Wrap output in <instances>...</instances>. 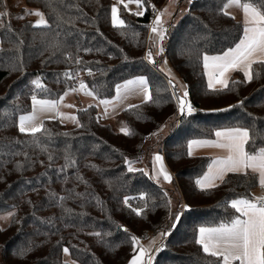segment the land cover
Wrapping results in <instances>:
<instances>
[{
    "label": "trees",
    "instance_id": "1",
    "mask_svg": "<svg viewBox=\"0 0 264 264\" xmlns=\"http://www.w3.org/2000/svg\"><path fill=\"white\" fill-rule=\"evenodd\" d=\"M166 1L145 0L142 16L123 8L121 28L112 24V0H25L22 11L40 10L50 27H33L29 20L14 24L13 11L0 0V214L15 213L7 227L0 226L2 264H63L64 247L80 264H128L135 254L131 236L146 239L165 231L169 235L150 264H215L216 258L196 243L198 229L238 215L230 201L252 198L258 174L228 173L218 187L202 191L196 180L212 157L188 156L187 144L212 138L220 128L248 127L250 136L257 134L246 150L255 153L264 147V63L253 65L250 82H243V72L236 70L229 89H209L203 54L233 47L244 24L220 12L226 0H193L178 9L177 20L167 29L164 56L186 83L195 109L180 117L169 78L157 63L144 59L155 18L151 5L162 7ZM77 57L83 64L75 63ZM66 71L83 75L100 99L114 97L117 84L145 76L154 99L123 110L131 135L88 106L77 112L82 126L45 119L47 132L35 137L20 133L18 116L32 107L35 86L30 81L40 77L49 90L37 91V96L59 98L78 83L66 79ZM241 100L242 107H229ZM156 147L174 174L183 204L174 210L172 189L145 171L129 172L125 163V157L141 162ZM125 197H134L131 208ZM136 208L140 215L132 210ZM175 214L180 220L173 229ZM24 249L30 250L21 256Z\"/></svg>",
    "mask_w": 264,
    "mask_h": 264
},
{
    "label": "snow or ice",
    "instance_id": "2",
    "mask_svg": "<svg viewBox=\"0 0 264 264\" xmlns=\"http://www.w3.org/2000/svg\"><path fill=\"white\" fill-rule=\"evenodd\" d=\"M193 0H189L191 4ZM123 5V7L131 12L133 15L142 16L144 11L145 0H117L116 4L111 7V18L114 27H124L125 21L118 15L117 5ZM135 4L136 10H133L129 5ZM239 6L243 10L244 14V26L242 35L238 42L235 43L234 47H231L223 52L222 55L209 56L206 53L203 54V66L207 71L208 88L213 90H226L229 89V74L232 71H242L245 77L243 82H250L253 80V65L256 63H264V0H248V2H241V0H226L223 3L220 12L224 15H230L226 10L233 6ZM155 14V19L151 25V36L149 39L151 45L149 50L144 57L153 66L156 65V60L153 55V47L157 49L155 55L162 54L165 49L162 46V42L166 38L167 28L164 27V21L162 20V12L156 11L155 6L151 5ZM31 10L25 9V12ZM166 11V9H165ZM36 15L43 17V14L36 11ZM4 13H0V17H3ZM171 15V14H170ZM23 18V17H21ZM234 18V17H233ZM33 27H50L47 20L43 18L32 25ZM84 51H91V49H84ZM70 58V54H69ZM76 64H83V61L77 57L75 59ZM15 67V66H14ZM87 74L91 76L92 70L90 68L85 69ZM64 77L69 80L76 81L80 75L79 72L73 73L72 71H66ZM258 75V74H256ZM169 85L174 89L172 96L178 102V115L180 117L191 116L195 109L191 103L187 100L189 95L186 90V86L179 85L174 78H169ZM31 85L35 87L32 89L31 101L32 111L27 114H20L18 116V131L20 133H30L34 137L37 133L47 132L44 128L43 121L39 120L41 113L50 112L55 113L56 116L62 120L67 118L77 126L79 120L75 115H68L61 112L60 104L71 92H83L86 96L98 97L99 91L95 88H89L88 84L79 80L78 88L73 87L66 90L63 95L57 99H40L36 95V92L49 93V90L41 82L40 77L30 81ZM220 86L217 89V86ZM184 88L185 90L180 92L179 89ZM156 91H159L158 89ZM116 96L112 100L99 99L98 104H90L88 107H98L99 105L105 106L103 115H108V107L112 106L116 108L118 103H122L123 100L129 94H140L143 96L144 102L153 101V91L150 89L149 80L144 76H138L134 79L125 80L122 84L115 86ZM244 101H238L236 105H230L229 107H242ZM66 107H74V105L67 104ZM138 107L137 105H128V109ZM87 111V109H82ZM226 111L227 109H220ZM99 118V117H98ZM120 131L125 135H131V131L128 128L122 127ZM257 133L253 131L250 136V129L248 127H234L229 129L217 130L215 136L218 138L215 141L212 140H189L187 144L188 156L193 155L194 147H206L213 146L228 151L226 158H215L212 163L208 166V172L200 179L196 180V184L199 188L204 190H210L218 187L216 181L225 182L224 178L228 173L244 174L248 175L249 170L252 174H258V182L264 187V147L259 148L255 153L246 150V145H254L253 137ZM152 136L157 135L156 133L150 134ZM52 157L49 156V159ZM68 157H66L67 159ZM125 163L128 164L129 172H143V169L133 168L132 161H129L127 157L124 158ZM154 165L153 171L155 172V178L159 180L162 176L165 181L171 182L172 176L166 170L163 164V157L156 153L153 157ZM159 168H156V165ZM54 195V194H53ZM166 195V194H165ZM143 198V194L141 197ZM64 199V198H60ZM134 197H125L124 203L129 208V200ZM171 202L168 201V204ZM230 206L235 210L238 215H235L229 221L220 222L217 226L205 227L201 226L198 229L196 243L202 247V250L208 256L214 257L215 264H264V196L256 198H237L230 201ZM185 207H188L185 205ZM136 215L141 214V209H132ZM14 212L7 213L6 216H0V219H8L14 217ZM180 220V215L175 214L173 217L172 228L176 227V222ZM127 231V229H124ZM91 235L101 236V233H90ZM110 235V233L108 234ZM161 236L169 235V232L165 231L160 233ZM131 240L135 245H138V250L130 260L129 264H150L152 259L151 256V245L149 248H145L139 244V238L131 236ZM59 243V242H58ZM31 244V242H29ZM30 249H24L19 254L25 255ZM159 251L160 249H155ZM63 252L68 255L69 248L64 247ZM63 264H69V261H63ZM71 264H76L72 261Z\"/></svg>",
    "mask_w": 264,
    "mask_h": 264
},
{
    "label": "rangeland",
    "instance_id": "3",
    "mask_svg": "<svg viewBox=\"0 0 264 264\" xmlns=\"http://www.w3.org/2000/svg\"><path fill=\"white\" fill-rule=\"evenodd\" d=\"M8 8L11 9V11H13L11 20L14 24H20L21 22L24 21H32L34 24L38 21H40L42 18L45 20V17H41L36 15L34 12L30 13V12H24L22 11V7H25V0H5ZM181 1H184L183 5L180 6ZM117 0H112V5L116 4ZM189 4V0H167L166 3L162 6V7H157L160 9L159 12H162V20L164 21V27H167V22L173 18L174 14L176 13V11L180 8V9H186L187 5ZM119 11H118V15L121 19H123V15H122V9L124 8L123 5H117ZM130 8H132L133 10H136V5L135 4H131L129 5ZM166 9V11H165ZM38 12L41 13L40 10L37 9ZM171 14V15H170ZM23 17V18H21ZM155 19V18H154ZM153 19V21H154ZM153 23V22H152ZM153 36V34L151 33V28H150V32H149V38ZM151 43V41H150ZM165 43H166V38L165 40L162 42V46L165 47ZM157 51V49L155 47H153V55H154V59L156 60V63L158 65V67L160 68V70L162 72H164L166 74V76L168 78H174L176 82H178L179 85H183L186 86V83L182 80V78L177 74V72L173 69L171 63L169 62V60L164 56V52L160 55H155V52ZM138 77V76H137ZM145 77V76H144ZM134 79V78H132ZM79 80H83V75L79 76L78 78V83L76 86V88H78L79 86ZM122 84V83H121ZM184 88H180L179 91L182 92L184 91ZM186 90H187V86H186ZM116 96V94H115ZM114 96V97H115ZM38 98L40 99H57L59 100V98H49V97H40L38 96ZM100 98L97 97H90V96H86L83 92H71L69 91V94L64 97V100L61 102L60 104V111L68 114V115H75L77 117V112L80 109H83L87 106H89L90 104H98ZM109 100H112V98H107ZM144 100L143 96L140 94H129L126 96V98L123 100L122 103H118L116 108L113 109L112 106L108 107V115H103L104 111H105V106L104 105H99L97 108L99 109V113L101 114V116L103 117V119H105L107 122L111 123L113 125V127H115L117 130H120L122 127L128 128L127 124L125 122L124 116H123V110L125 108L128 107V105H133L137 102H140ZM187 100H189V97H187ZM67 104H71L74 105V107H66L65 105ZM32 111V107L30 111L21 113V114H27L30 113ZM45 119H58L60 120L66 127H74L77 124L74 123L73 121L64 118L63 120L56 116L55 113H50V112H45V113H41L39 116V120L43 121ZM164 131V135L168 134V130L167 129H163ZM153 143V140H149L147 141V145H151ZM159 153L160 155L162 154L159 150V148H155L154 150H152L149 154H147L144 159L141 162H133L132 161V167L136 168V169H143L146 173H149L151 175V169L153 168L152 165V161L153 160V155ZM149 155V156H148ZM130 161V159H128ZM155 174V172H154ZM155 177V176H154ZM162 177V176H160ZM157 182H159L161 185H165L164 187H167L169 189H172V193L174 195V198L172 200V204H173V210L176 209L179 206H183V204L181 205L179 202V194L177 191L176 186L174 185V182H168V181H164L166 184H162V180L159 179L157 180L156 178H154ZM256 189H259V185ZM262 195H264V193H262ZM179 203V204H178ZM9 212H14V210H8L6 212H3L0 214V216H6L7 213ZM12 217H9L8 219H0V226L2 228L7 227L10 222H11ZM162 233V232H160ZM160 233L157 234H153L151 235L149 238L146 239H139V244L143 245L145 248H149V246L151 245L152 251H151V256L153 255L154 252H157L155 249H160V247L163 244V241L165 239V236H161ZM135 249L138 250V245H135ZM136 254V252H135ZM134 254V255H135ZM64 259L69 261V263H71L72 261H75L76 264H80L79 261L73 259L70 255V253L68 255H66L64 253ZM132 259V258H131ZM130 259V260H131ZM154 259V257L152 258V260ZM130 262V261H129ZM128 262V264H129ZM0 264L1 263V252H0Z\"/></svg>",
    "mask_w": 264,
    "mask_h": 264
},
{
    "label": "crops",
    "instance_id": "4",
    "mask_svg": "<svg viewBox=\"0 0 264 264\" xmlns=\"http://www.w3.org/2000/svg\"><path fill=\"white\" fill-rule=\"evenodd\" d=\"M242 2V1H241ZM183 3H184V1H181V3H180V6H182L183 5ZM243 3V2H242ZM180 9V8H179ZM181 10H184V9H181ZM178 11V10H177ZM177 11H176V13H177ZM228 13H230L231 15H233V16H235L236 18H238V19H240L242 22H243V24H244V14H243V10H242V8L241 7H239V6H236V5H233V6H231V7H229L227 10H226ZM36 11H34V13H35ZM175 13V14H176ZM174 14V16H173V18L172 19H170L168 22H167V29H168V27H169V25L171 24V23H173L174 21H176L177 20V18H178V14L177 15H175ZM181 14V13H180ZM1 43H2V41H1V38H0V46H1ZM150 45H151V43H150V39H149V46H148V50H149V47H150ZM234 47V46H233ZM229 49V48H228ZM153 50V49H152ZM226 51V50H225ZM224 52V51H223ZM223 52H221V53H217V54H207V55H209V56H216V55H222L223 54ZM204 70H205V74H206V79H207V82H208V79H209V77H208V75H207V71H206V69L204 68ZM234 72L235 71H232L230 74H229V80H230V78L232 77V75L234 74ZM135 78V77H134ZM217 88H220V86L218 85L217 86ZM230 128H234V127H230ZM223 129H229V128H220V129H217V130H223ZM216 130V131H217ZM215 131V132H216ZM201 139H203V140H212V141H215V140H217L218 138L215 136V133H214V136L212 137V138H197V140H201ZM193 140V139H192ZM246 147V146H245ZM193 155H208V156H211L212 157V160L213 159H215V158H226L227 157V155H228V151L226 150V149H222V148H218V147H213V146H206V147H194V149H193ZM161 156L163 157V164H164V167L166 168V170L171 174V176H172V181H173V176H174V174H173V172L171 171V169L169 168V166H168V164H167V162H166V160H165V157H164V155L163 154H161ZM153 157H154V155H153ZM212 160H211V162H210V164L212 163ZM152 165H154V161H152ZM156 168L158 169L159 168V165L157 164L156 165ZM151 176L153 177V178H155L154 176H155V174H154V171H153V168L151 169ZM208 172V169L206 170V172L205 173H207ZM204 173V174H205ZM204 174H202L198 179H200V178H202L203 176H204ZM159 179H161L162 180V184H166L164 181V179H163V177H159ZM220 181L219 180H217L216 181V183L218 184ZM259 185V189H255L254 190V194H253V197L252 198H256V197H260V196H264V195H262V193H264V187H262L260 184H258ZM165 186V185H164ZM214 226H217V225H214ZM205 227H213V226H205ZM235 264H238V262H235Z\"/></svg>",
    "mask_w": 264,
    "mask_h": 264
},
{
    "label": "built area",
    "instance_id": "5",
    "mask_svg": "<svg viewBox=\"0 0 264 264\" xmlns=\"http://www.w3.org/2000/svg\"><path fill=\"white\" fill-rule=\"evenodd\" d=\"M155 10H156V11H160L159 8H155ZM154 14H156V12H154ZM155 255H156V252L153 253L152 258L155 257ZM151 261H152V259H151ZM151 261H150V262H151Z\"/></svg>",
    "mask_w": 264,
    "mask_h": 264
}]
</instances>
